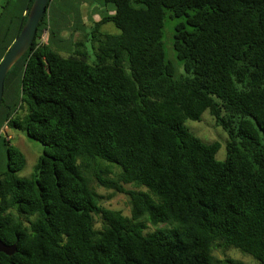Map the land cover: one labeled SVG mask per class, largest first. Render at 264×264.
<instances>
[{"label": "trees", "instance_id": "1", "mask_svg": "<svg viewBox=\"0 0 264 264\" xmlns=\"http://www.w3.org/2000/svg\"><path fill=\"white\" fill-rule=\"evenodd\" d=\"M79 2L49 0L4 79L0 238L15 247L0 264H221L213 251L226 249L264 264V0H88L99 18L63 55ZM31 3L0 14V60ZM166 12L182 73L165 57ZM203 112L226 133L224 159L184 127ZM5 127L42 144L31 176ZM92 180L125 193L130 217L102 206Z\"/></svg>", "mask_w": 264, "mask_h": 264}, {"label": "rangeland", "instance_id": "2", "mask_svg": "<svg viewBox=\"0 0 264 264\" xmlns=\"http://www.w3.org/2000/svg\"><path fill=\"white\" fill-rule=\"evenodd\" d=\"M23 0H0V14L2 12L14 14L18 12L20 3ZM97 5V7H96ZM100 5L95 3L94 6L90 5L88 0H80L78 3V10L68 14L63 15L62 22L64 23L61 27L60 36L63 38L64 42L58 44V48L63 55H67L70 52L69 40H80L83 39V35L88 32L95 20L99 18V9ZM52 20L53 21V16ZM61 18V15L58 17ZM177 18H170L168 12L165 14L164 26L162 30V42L164 46L165 57L171 61L177 72L182 73L183 68L181 64L175 57V53L172 47V34L175 21ZM67 21V22H66ZM66 22V23H65ZM101 30L103 32H108L112 34L119 33L118 29L110 22H107L102 25ZM49 36L48 29H45L42 33L41 40L46 42ZM55 44V43H54ZM85 46L88 49V61H92L94 56L91 50V43L89 41L85 42ZM184 127L193 133L195 136L199 137L203 142H217L219 144V149L216 152V157L218 159H224L225 157V144L227 140L226 133L218 126L215 125L213 118L207 113L203 112L200 120L192 121L187 120L184 124ZM3 131H6V135L10 139V142L17 146L25 156V165L24 167L17 172L21 177H29L35 171V165L39 155L43 153L42 144L34 139L29 138L24 131L15 128H3ZM3 152V146L0 145V153ZM0 165L2 163L0 162ZM107 163L100 164V167L103 168ZM120 169L117 166H109V172L104 174V176L117 181V175ZM92 187L99 194L100 204L105 208L111 210L119 211L121 215L125 218L130 217L131 206L129 203V198L125 193L117 192L114 189H106L102 186H99L95 183L94 180L91 181ZM121 185L127 190H137L143 189L136 186L134 183H121ZM146 225L145 231L149 232L155 229V227H164V224H158L157 226H152L147 222H144ZM93 224L95 228L100 226L99 216L94 215ZM213 255L220 259L221 264H258L257 260L241 253L237 249H226L224 251L214 250Z\"/></svg>", "mask_w": 264, "mask_h": 264}, {"label": "water", "instance_id": "3", "mask_svg": "<svg viewBox=\"0 0 264 264\" xmlns=\"http://www.w3.org/2000/svg\"><path fill=\"white\" fill-rule=\"evenodd\" d=\"M49 0H32L26 20L6 53L0 60V102L3 95V85L5 76L10 67L24 54L31 45L37 26L47 9ZM14 244L7 245L0 238V252L10 254L14 250Z\"/></svg>", "mask_w": 264, "mask_h": 264}]
</instances>
